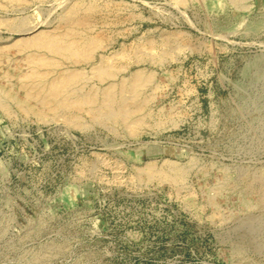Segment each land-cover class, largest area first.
<instances>
[{"label": "rangeland", "instance_id": "374dc122", "mask_svg": "<svg viewBox=\"0 0 264 264\" xmlns=\"http://www.w3.org/2000/svg\"><path fill=\"white\" fill-rule=\"evenodd\" d=\"M58 1L32 3L25 14L50 18ZM124 1L141 16H124L120 42L181 29L201 49H185L163 66L145 63L163 85L154 99L163 123L136 136L101 124L81 130L61 119L11 120L0 113V210L10 217L0 238V264H29L22 258L26 250L48 240L68 241L70 247L45 264H235L229 238L242 218L260 220L248 231L264 237V210L260 215L239 209L234 194L231 208H224L233 217L216 216L204 189L222 176L221 168L240 180L249 168L256 173L264 165V22H254L264 19V5L244 14L245 23H253L245 30L233 7L213 14L200 2ZM17 34L0 26L3 38ZM136 151L146 161L195 158L187 186L136 180L128 154ZM204 165L206 175L199 172ZM70 186L79 190L72 204L63 198ZM189 191L192 203L185 199ZM219 201L226 205L224 198ZM37 216L46 225L26 237ZM248 252L264 264V249Z\"/></svg>", "mask_w": 264, "mask_h": 264}, {"label": "bare ground", "instance_id": "6f19581e", "mask_svg": "<svg viewBox=\"0 0 264 264\" xmlns=\"http://www.w3.org/2000/svg\"><path fill=\"white\" fill-rule=\"evenodd\" d=\"M45 1L48 0H0V26L18 32L13 37L0 36V113L11 120L32 116L39 121L61 119L81 130L101 124L133 136L146 126H160L163 123L160 119L162 107L155 109L154 99L163 91V85L158 72L145 63L163 66L179 59L183 50L201 49L202 44L195 43L191 34L181 29L175 32L159 29L138 36L132 42H120L118 35L122 33L120 22L124 16L129 19L141 16L124 0H59L51 7L50 18L32 20L25 14L32 3ZM177 1L182 4L200 2L213 14L233 7L245 30L253 23H245L244 14L264 5V0ZM217 20L213 19V25L218 26ZM254 22L262 23L264 19ZM204 47L210 50L213 46L204 43ZM260 62L264 63L263 60ZM164 73L170 75L167 71ZM238 109L244 112V105ZM128 154L134 160L136 180L163 181L177 189L187 186L188 176L196 164L195 158L187 163L168 159L157 162L144 160L138 151ZM221 170L222 176L204 188L206 202L214 208L215 215L225 212L233 217L224 208H231L234 194L238 196L239 209L260 210L262 215L264 165L256 173L249 168L240 180L225 167ZM199 172L206 175L209 169L204 165ZM253 190L259 192L255 200L251 197ZM64 192L63 198L68 204H72L79 194L75 186ZM193 197L190 191L185 194V199L191 203ZM219 198L226 200V207ZM37 217V226L30 229L26 237L35 236L46 225L43 216ZM0 218L1 238L10 217L0 210ZM258 221L245 216L234 228L235 237L232 235L229 240L235 264H259L248 252V249H264V237H254L249 235L252 230L248 231L254 227L252 224H259ZM247 234L249 239H245ZM69 247L68 241L48 240L27 249L22 258L29 264H45Z\"/></svg>", "mask_w": 264, "mask_h": 264}]
</instances>
